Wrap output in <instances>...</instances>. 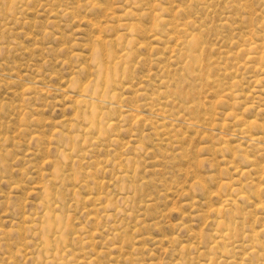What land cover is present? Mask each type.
<instances>
[{
  "label": "rangeland",
  "instance_id": "1",
  "mask_svg": "<svg viewBox=\"0 0 264 264\" xmlns=\"http://www.w3.org/2000/svg\"><path fill=\"white\" fill-rule=\"evenodd\" d=\"M209 257L264 264V0H0V264Z\"/></svg>",
  "mask_w": 264,
  "mask_h": 264
},
{
  "label": "bare ground",
  "instance_id": "2",
  "mask_svg": "<svg viewBox=\"0 0 264 264\" xmlns=\"http://www.w3.org/2000/svg\"><path fill=\"white\" fill-rule=\"evenodd\" d=\"M11 7V6H10ZM130 29V28H129ZM192 38V37H191ZM97 42V41H96ZM100 56V55H99ZM110 56V55H109ZM263 57V56H262ZM114 58V57H113ZM109 64V63H108ZM99 65V64H98ZM260 67V66H259ZM261 70H263V69H261ZM116 75V74H115ZM111 77V76H110ZM105 78V77H104ZM105 80V79H104ZM104 80H103V82H104ZM110 80H111V78H110ZM107 81V79L105 80V82ZM119 81V80H118ZM113 82V81H112ZM108 83V82H107ZM110 83V82H109ZM112 86V85H111ZM93 89V88H92ZM102 89V88H101ZM102 95V94H101ZM103 96V95H102ZM110 96V95H109ZM111 97V96H110ZM84 99V98H83ZM82 100V99H81ZM93 102V101H92ZM85 105V104H84ZM236 118V117H235ZM249 124H250V121H249ZM241 128V127H240ZM93 129V128H92ZM246 129V128H245ZM247 130V129H246ZM101 131V130H100ZM245 131V130H244ZM249 131V130H248ZM243 132V131H242ZM242 132H240V133H242ZM245 133H247V132H245ZM243 134H244V132H243ZM249 134V133H248ZM255 134V133H254ZM250 136H251V134H249ZM244 136H245V134H244ZM247 136V135H246ZM250 136H247V137H250ZM257 137V136H256ZM256 137H253L254 139H257ZM258 139H260V137L258 138ZM262 139V138H261ZM253 140V139H252ZM243 175V174H242ZM44 186V185H43ZM220 186H221V184H220ZM224 186V185H223ZM50 191L48 190V191H46V195L45 196H47V200H48V196H50L49 194H52L51 192L49 193ZM53 196V195H52ZM243 197V196H242ZM50 198V197H49ZM50 200V199H49ZM222 201V200H221ZM60 205V204H59ZM223 209L222 210H224V208L225 207H227V206H229V207H234V205H235V202H234V200L233 199H231L230 197H226V198H224L223 199ZM43 206V205H42ZM48 207V206H47ZM50 212V211H49ZM48 213V212H47ZM50 214H52V213H50ZM218 214V213H217ZM47 216V215H46ZM49 216V215H48ZM50 218V217H49ZM48 218V219H49ZM51 219V218H50ZM56 219V218H55ZM46 221V220H45ZM44 221V223L46 224V229H48L49 230V228H52V227H49L51 224L49 223V221L47 220L46 222ZM51 223H53L52 222V220H51ZM215 224L218 226V228H219V234H220V236L218 235V237H219V239H218V242L220 241V239L221 240H223V239H226V238H230V236H231V232L230 231H232L233 232V228H232V225L230 224V223H226L225 221H223V220H216L215 221ZM45 226V225H44ZM53 226V225H52ZM45 229V228H44ZM233 229V230H232ZM54 230V229H53ZM45 231V230H44ZM50 231V230H49ZM217 231V230H216ZM215 232V231H214ZM218 234V233H217ZM215 237H217V236H215ZM216 239V238H215ZM213 241H214V239H213ZM224 241V240H223ZM254 241V240H253ZM43 244H44V247L46 248V250L47 249H51V247H52V241H50V239H48V237H47V235H45L44 237H43ZM216 244H217V241H214ZM220 242H222V241H220ZM214 243V244H215ZM225 243V242H224ZM212 245V244H211ZM221 245V244H220ZM225 245V244H224ZM218 246V244L217 245H215V248ZM223 246V245H222ZM43 247V248H44ZM214 247V246H213ZM225 248H226V246H224ZM251 247V246H250ZM69 250V249H68ZM224 250H226V249H224ZM228 250V249H227ZM252 250H254V247H253V249H251L250 251L251 252H253ZM228 252V251H227ZM230 253V252H229ZM233 254V253H232ZM75 255V254H74ZM51 259V258H50ZM60 259V258H59ZM68 261V260H67ZM212 262H214L213 261V259L212 258H207L206 259V262H205V264H212ZM182 263V262H181Z\"/></svg>",
  "mask_w": 264,
  "mask_h": 264
}]
</instances>
